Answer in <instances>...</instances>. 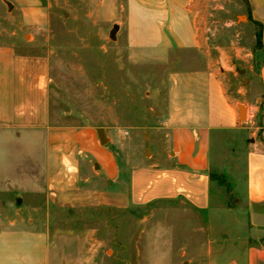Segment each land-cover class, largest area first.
I'll use <instances>...</instances> for the list:
<instances>
[{
    "label": "rangeland",
    "instance_id": "374dc122",
    "mask_svg": "<svg viewBox=\"0 0 264 264\" xmlns=\"http://www.w3.org/2000/svg\"><path fill=\"white\" fill-rule=\"evenodd\" d=\"M218 4L217 22L211 26L209 19L204 36L214 44L237 38L240 46L256 48L259 27L241 26L248 18L233 0ZM23 5L42 11L41 25L21 27ZM129 12L128 0H0V42L14 41L19 51L48 59L52 126L102 129L120 166L127 162V169L137 170L149 165L151 153L157 158L147 138L160 129L169 74L187 66L132 49ZM243 80L238 73L228 83L238 89ZM21 135L16 140L14 133H0V154L16 171L0 176V225L23 220L43 227L48 264H264V206H249L244 197L249 141L234 144L235 136L219 135L207 207L183 195L143 194L126 208L72 209L55 208L46 199L43 133Z\"/></svg>",
    "mask_w": 264,
    "mask_h": 264
},
{
    "label": "crops",
    "instance_id": "0c3cea01",
    "mask_svg": "<svg viewBox=\"0 0 264 264\" xmlns=\"http://www.w3.org/2000/svg\"><path fill=\"white\" fill-rule=\"evenodd\" d=\"M218 1L128 0L133 20L128 28L130 47L162 62L187 66L169 74L170 87L158 113L160 129L147 138L157 158L152 160L151 153L149 165L137 170L127 169V162L120 166L108 148L106 132L102 145L97 130L52 126L48 59L19 51L14 41L0 42V133H14L16 140L26 131L43 133L50 205L126 208L146 194L183 195L195 206L207 207L211 155L219 135L226 133L235 136L234 144L249 141L244 197L249 206H264V0H233L236 11L248 18L242 27L259 25L260 45L255 37L253 50L240 46L237 38L221 45L204 36L208 21L217 22L213 19L220 9ZM19 10L21 27L42 24L39 8L23 5ZM238 73H244V80L235 89L228 81ZM239 106L246 108L245 123ZM0 155V176L16 172L8 155ZM48 263L43 227L23 220L0 225V264Z\"/></svg>",
    "mask_w": 264,
    "mask_h": 264
},
{
    "label": "water",
    "instance_id": "95a60500",
    "mask_svg": "<svg viewBox=\"0 0 264 264\" xmlns=\"http://www.w3.org/2000/svg\"><path fill=\"white\" fill-rule=\"evenodd\" d=\"M8 9H11L12 6L10 4H7ZM118 31V27L117 26H113V28L110 30L109 32V38L111 40H116V33ZM239 113H240V119L241 120H246V108L244 106H239ZM97 135H98V139L100 141V143L102 145L106 144L107 142V138L105 137L104 131L102 129H97ZM17 202H19V200H17Z\"/></svg>",
    "mask_w": 264,
    "mask_h": 264
},
{
    "label": "trees",
    "instance_id": "16d2710c",
    "mask_svg": "<svg viewBox=\"0 0 264 264\" xmlns=\"http://www.w3.org/2000/svg\"><path fill=\"white\" fill-rule=\"evenodd\" d=\"M258 25V24H257ZM259 27V25H258ZM257 45H260V31L256 34Z\"/></svg>",
    "mask_w": 264,
    "mask_h": 264
},
{
    "label": "built area",
    "instance_id": "2783aa9c",
    "mask_svg": "<svg viewBox=\"0 0 264 264\" xmlns=\"http://www.w3.org/2000/svg\"><path fill=\"white\" fill-rule=\"evenodd\" d=\"M262 115H263V117H264V109L262 110Z\"/></svg>",
    "mask_w": 264,
    "mask_h": 264
}]
</instances>
